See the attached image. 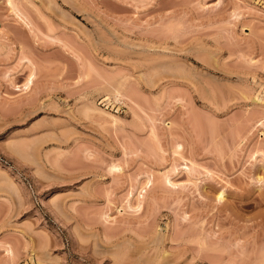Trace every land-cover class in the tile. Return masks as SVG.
Instances as JSON below:
<instances>
[{
    "label": "rangeland",
    "instance_id": "374dc122",
    "mask_svg": "<svg viewBox=\"0 0 264 264\" xmlns=\"http://www.w3.org/2000/svg\"><path fill=\"white\" fill-rule=\"evenodd\" d=\"M0 264H264V0H0Z\"/></svg>",
    "mask_w": 264,
    "mask_h": 264
},
{
    "label": "bare ground",
    "instance_id": "6f19581e",
    "mask_svg": "<svg viewBox=\"0 0 264 264\" xmlns=\"http://www.w3.org/2000/svg\"><path fill=\"white\" fill-rule=\"evenodd\" d=\"M223 197V192L218 193V199H221Z\"/></svg>",
    "mask_w": 264,
    "mask_h": 264
}]
</instances>
